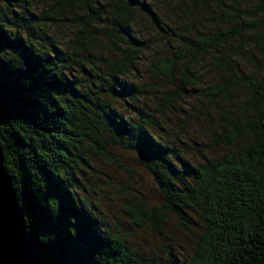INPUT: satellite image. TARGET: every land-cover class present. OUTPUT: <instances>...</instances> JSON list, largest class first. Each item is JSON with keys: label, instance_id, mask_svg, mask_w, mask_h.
<instances>
[{"label": "trees", "instance_id": "trees-1", "mask_svg": "<svg viewBox=\"0 0 264 264\" xmlns=\"http://www.w3.org/2000/svg\"><path fill=\"white\" fill-rule=\"evenodd\" d=\"M154 44L155 86L138 64ZM182 101L217 126L210 146L234 150L195 162L183 138L163 139ZM0 146L39 264H175L171 247L135 240L146 228L173 240L174 220L192 232L188 264H264V0H0ZM125 153L159 193L125 201L129 226L81 194L95 192L93 154Z\"/></svg>", "mask_w": 264, "mask_h": 264}, {"label": "rangeland", "instance_id": "rangeland-1", "mask_svg": "<svg viewBox=\"0 0 264 264\" xmlns=\"http://www.w3.org/2000/svg\"><path fill=\"white\" fill-rule=\"evenodd\" d=\"M158 9H160V7H158ZM163 11L169 12L168 9L160 10L162 14L164 13ZM142 27L143 30H146L144 32L145 36H154V34H157V29L146 20H142ZM71 33L72 32L68 31V29H65L64 33L60 32V40L69 37ZM151 38L152 41H154L153 38L155 37ZM153 46L154 47L142 55L138 64L144 82H152L153 86H155L154 82H156V80L150 78L146 70L148 69L150 61L157 54V51L160 50L161 52L162 50L155 47L160 46L159 44H154ZM208 68L209 65L204 63L196 69L198 76L201 78L200 84H202L204 88H207L208 85L216 80L215 74L210 73ZM134 73L137 74V72ZM134 73L131 75V78L135 81L137 79L135 76L137 75ZM178 82H180L179 76ZM154 90L152 92L153 94L155 93ZM150 96L151 95H149V97ZM146 101L152 108H155L157 105V102L151 98L146 99ZM202 102L208 109H218L217 105L211 104L206 98L202 99ZM197 103L200 104L199 101H197L196 104ZM185 105L187 106L184 101L179 103L176 102L174 106L168 108V113L165 116L168 120L164 121L163 119L162 123L165 129L158 130L163 139L165 137V139H168L167 137L173 139H176V137L183 138L186 143L182 141H179V143L183 147L186 146L187 149L185 150V154L195 162L204 161L208 157L220 156L234 150V148L229 149L223 145L210 146L208 144L212 140V136L210 135L213 133L212 131L217 130V126L215 124L209 127L206 126L204 122L199 121L198 116H193L191 119H188V116H186L187 113L184 111ZM116 106L127 115L133 113V109L124 102L117 101ZM185 116L186 118H184ZM124 155L125 156L122 155L120 158H116V160L112 161L110 158H105L99 154H93L92 163L94 168L87 171V176L93 181L94 186H92V190H95V192L82 190L81 194L87 195L91 200H94V202L97 203V207L106 215V218H108L110 222L122 220L125 226H129L131 224L126 221L124 216L125 201L131 200L134 202L137 200L135 196L138 198L146 197L149 201H153L154 199H158L159 193L152 176L143 167L136 164L134 155L131 156L128 153ZM125 159L127 160L126 165L131 167L132 173L119 165V163H123ZM132 176L138 182L135 190H130V188L126 186L127 183L133 180ZM104 184H106L104 190L99 189V186H104ZM170 228L173 240L168 239L166 236H159L153 233L149 228L140 231L136 230L135 240L147 243V245H149V250L151 247V249H154L160 255L163 254V256L167 254V251L171 247L177 253V256L180 257L175 259V264H188L192 232L183 225L178 224L175 220Z\"/></svg>", "mask_w": 264, "mask_h": 264}, {"label": "water", "instance_id": "water-1", "mask_svg": "<svg viewBox=\"0 0 264 264\" xmlns=\"http://www.w3.org/2000/svg\"><path fill=\"white\" fill-rule=\"evenodd\" d=\"M0 264H39L25 225L13 179L0 146Z\"/></svg>", "mask_w": 264, "mask_h": 264}]
</instances>
